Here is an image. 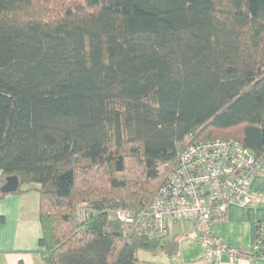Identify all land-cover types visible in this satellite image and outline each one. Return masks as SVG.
<instances>
[{
  "label": "trees",
  "instance_id": "1",
  "mask_svg": "<svg viewBox=\"0 0 264 264\" xmlns=\"http://www.w3.org/2000/svg\"><path fill=\"white\" fill-rule=\"evenodd\" d=\"M215 138L264 158V0H0V186H35L43 264L175 254L115 211Z\"/></svg>",
  "mask_w": 264,
  "mask_h": 264
},
{
  "label": "built area",
  "instance_id": "2",
  "mask_svg": "<svg viewBox=\"0 0 264 264\" xmlns=\"http://www.w3.org/2000/svg\"><path fill=\"white\" fill-rule=\"evenodd\" d=\"M171 164L143 210H116V217L133 227L149 228L156 237H166L171 223L190 222L210 263L219 262L224 254L233 261L246 256L214 233L213 221L230 204L245 208L261 200L251 183L264 173V158L236 139L215 138L189 141ZM253 252L264 258L260 237L254 239Z\"/></svg>",
  "mask_w": 264,
  "mask_h": 264
},
{
  "label": "crops",
  "instance_id": "3",
  "mask_svg": "<svg viewBox=\"0 0 264 264\" xmlns=\"http://www.w3.org/2000/svg\"><path fill=\"white\" fill-rule=\"evenodd\" d=\"M2 176L0 172V184ZM34 185L23 186L22 192L8 193L0 198V264H43L38 240L41 235L38 219L39 195ZM251 188L261 200L248 207L230 204L226 212L213 221L214 233L226 244L237 247L246 256L233 261L224 254L219 262L210 263L204 250L196 243L195 229L190 222L171 223L165 239H176L173 255L138 250L137 264H264L263 257L253 252L256 224L264 227V173L254 177Z\"/></svg>",
  "mask_w": 264,
  "mask_h": 264
},
{
  "label": "water",
  "instance_id": "4",
  "mask_svg": "<svg viewBox=\"0 0 264 264\" xmlns=\"http://www.w3.org/2000/svg\"><path fill=\"white\" fill-rule=\"evenodd\" d=\"M19 180L16 175H9L5 177L4 183L0 186L1 193H12L19 188Z\"/></svg>",
  "mask_w": 264,
  "mask_h": 264
},
{
  "label": "rangeland",
  "instance_id": "5",
  "mask_svg": "<svg viewBox=\"0 0 264 264\" xmlns=\"http://www.w3.org/2000/svg\"><path fill=\"white\" fill-rule=\"evenodd\" d=\"M200 140H203V139H200ZM171 166H172V164H169V165L165 166L164 168H162V169H163V170H162V176H161L159 182H157L156 186L154 187L153 193H152V195L149 197V198H150L149 200H151V198L153 197L155 191L157 190L158 186L162 183V181H163V179H164L166 173L168 172V170L170 169Z\"/></svg>",
  "mask_w": 264,
  "mask_h": 264
}]
</instances>
